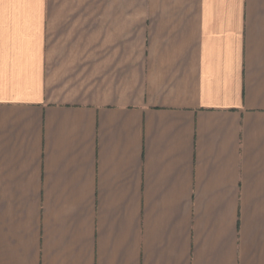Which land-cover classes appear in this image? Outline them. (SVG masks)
Wrapping results in <instances>:
<instances>
[{
	"label": "crops",
	"instance_id": "obj_1",
	"mask_svg": "<svg viewBox=\"0 0 264 264\" xmlns=\"http://www.w3.org/2000/svg\"><path fill=\"white\" fill-rule=\"evenodd\" d=\"M0 264H264V0H0Z\"/></svg>",
	"mask_w": 264,
	"mask_h": 264
}]
</instances>
